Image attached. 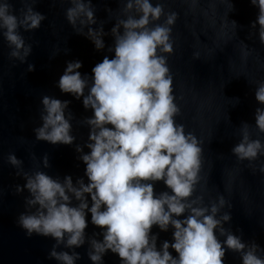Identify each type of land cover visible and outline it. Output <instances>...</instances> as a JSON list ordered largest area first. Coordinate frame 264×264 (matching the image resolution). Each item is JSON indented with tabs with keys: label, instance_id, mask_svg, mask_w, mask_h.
I'll return each instance as SVG.
<instances>
[{
	"label": "water",
	"instance_id": "water-1",
	"mask_svg": "<svg viewBox=\"0 0 264 264\" xmlns=\"http://www.w3.org/2000/svg\"><path fill=\"white\" fill-rule=\"evenodd\" d=\"M0 264H264V0H0Z\"/></svg>",
	"mask_w": 264,
	"mask_h": 264
}]
</instances>
